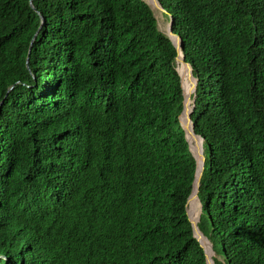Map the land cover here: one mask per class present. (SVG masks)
<instances>
[{
	"label": "trees",
	"instance_id": "1",
	"mask_svg": "<svg viewBox=\"0 0 264 264\" xmlns=\"http://www.w3.org/2000/svg\"><path fill=\"white\" fill-rule=\"evenodd\" d=\"M159 1L195 22L207 165L235 157L203 176L200 228L227 263L264 264V128L242 112L264 109V0ZM170 42L142 0H0V253L29 257L31 227L59 226L76 264H206Z\"/></svg>",
	"mask_w": 264,
	"mask_h": 264
},
{
	"label": "water",
	"instance_id": "2",
	"mask_svg": "<svg viewBox=\"0 0 264 264\" xmlns=\"http://www.w3.org/2000/svg\"><path fill=\"white\" fill-rule=\"evenodd\" d=\"M146 3L150 4L153 8H155V10L157 12L162 13L164 11L161 3H159V0H155L154 3H151V1L148 0ZM30 4L32 5V3H30ZM32 8H33V6H32ZM155 10H153V11H155ZM155 20L157 22V25L159 26L160 19L158 17H155ZM43 21H44V19H43ZM171 35L172 34L170 31L166 34L167 37H170L172 39L171 43L173 44V46L177 49H184V48H179V46H182V45H178V43H176V40H175L176 37L174 35H172L173 36L172 37ZM31 47H32V45H31ZM30 50H31V48H30ZM177 58H180L181 61H179ZM28 61H29V59L27 58V60H26L27 65H28ZM176 65H177V67H176L177 73H179V75H180L179 77L181 79V86H182V91H183L182 96L185 97V95H186L185 94V92H186L185 80L187 78L192 80L193 75H194L193 74V68L189 67L188 63L185 61V55H183V54H178V56L176 57ZM180 67L181 68L186 67L189 70L187 76H185V77L183 76ZM196 86H197V82H194L193 88H195ZM2 104H3V102L0 103V106ZM185 108H186V97H185V102H184V111L180 116V118H181L180 123L183 125L182 127H183V130L185 131L186 139L189 143V149H190L189 152H191L192 155H195V154L200 152L199 151L200 146L196 142H194L195 144L193 146L191 141L193 138H196L198 136L195 134V131L193 130V127L191 126L193 124L191 119L188 120V123L183 120ZM188 116H190L189 118H191V113ZM200 140H204V139L200 138ZM196 157H197V155H196ZM199 163H200V161H198V164ZM200 179H202V172L197 169L196 173H195L194 181L192 184V192H191V195H190V197L187 201V204L185 206H186V210H187L188 219L192 225L194 237L198 240V242L201 244V247L204 249L205 256H206V258H205L206 263L207 264H215V260H212V258L215 257V252L213 250V246L210 243V241L208 240V238L202 234V232L199 230V227H198V224L200 222V216L202 215V212H203L202 202L200 201V199L198 197V193H199V190H200V187L202 184V180H200ZM195 197H196V201H198V203L195 205L197 207L199 206V210H200V212H199L200 216L199 217L193 216L196 206L193 205V207H192L191 205L193 204ZM191 207H192V214L190 213ZM58 227L59 226H56V227L51 228V229H47L45 232H40V227H36V226L31 227L32 231H33L34 238H33L32 244L28 246V250H29L31 256L28 257V258H30V260H28L26 262L27 264H29V263L30 264H40V262H38L37 260L41 261L45 256H49L51 258L50 254L55 253V252H57L58 254L56 256H53L50 261H46L45 264H76V262H73V260L70 258L69 255L66 257L60 256V253L62 251L70 252V248L66 243H64V236H65L64 230L62 228H60V227L58 228ZM101 244L102 243L94 242V246H99ZM24 258H26V257H24ZM247 258H249V257L244 256L243 259L246 260ZM23 261L24 260H22V264H26ZM14 264H16V263H14Z\"/></svg>",
	"mask_w": 264,
	"mask_h": 264
},
{
	"label": "clouds",
	"instance_id": "3",
	"mask_svg": "<svg viewBox=\"0 0 264 264\" xmlns=\"http://www.w3.org/2000/svg\"><path fill=\"white\" fill-rule=\"evenodd\" d=\"M160 2V1H159ZM162 5V4H161ZM163 7V6H162ZM163 10L164 11H166V9L163 7ZM163 11V12H164ZM163 12H162V14H163ZM160 15L161 13L160 12H157V15ZM169 16H173V17H171V18H169V19H175V23H174V25H169V22L167 21V18L169 17ZM156 17H158L160 20L161 19H163V18H166V20H165V29L163 30L164 32H162L160 29H159V27H160V24H159V26H158V29L163 33V34H167L169 31H172L171 32V34L172 35H174L175 37H176V39H180L181 41H180V43H178L179 41H177L176 39V43H178V45H182V46H179V48H184V50L183 51H185V47H184V45H185V41L187 42V41H189L191 38H192V35H193V29H194V26H195V22H194V19L192 18V16H180V15H178V14H175V13H172V12H170V11H168V13L167 14H163L161 17H159V16H156ZM176 17V18H175ZM170 26H176L177 27V29L179 30V34H177V33H175L174 32V30L175 29H170L169 27ZM171 35V36H172ZM173 37V36H172ZM168 39L170 38V37H167ZM171 42H172V40H171ZM170 42V43H171ZM173 45V44H172ZM175 48V47H174ZM175 50L177 51V48H175ZM179 50H181V49H179ZM178 56V54L176 55V57ZM258 60V58H254L253 60ZM175 61H176V59H175ZM185 61H186V58H185ZM187 62V61H186ZM193 74H194V68H193ZM252 77H256V75H258V73L256 72V71H252ZM256 79H258V78H256ZM197 82V81H196ZM198 82H199V80H198ZM197 82V83H198ZM259 85H257V88H256V90L253 92L252 91V89H251V87H249V89L246 91L247 92V95H250V94H254V93H256V92H258V91H261L262 89H259ZM181 88H182V86H181ZM199 90V89H198ZM197 90V91H198ZM182 93H183V91H182ZM183 97V96H182ZM191 101H192V104H194V103H196V97L194 96V94L192 93V95H191ZM184 102H185V97H184V101H183V105H184ZM183 111H184V108H183ZM183 111H182V113H183ZM243 115H247L249 118H250V124H251V127L253 128V129H255V128H264V109H262L258 114H251L250 112H248V111H246V110H244L243 109ZM181 113V114H182ZM184 114H185V112H184ZM181 116V115H180ZM190 116H188V120L189 119H191V118H189ZM242 118V116L240 117V119ZM179 120L181 121V118L179 117ZM188 123V122H187ZM192 123L194 124V122L192 121ZM68 130L69 129H66V130H64V133H67L68 132ZM195 134L198 136V134L196 133V131H195ZM185 137H186V135H185ZM199 138H201V139H204V140H206L203 136H201V137H199ZM187 140V139H186ZM188 142V141H187ZM194 144L195 143H192V145L194 146ZM198 144V143H197ZM188 145H189V143H188ZM199 146H200V152L199 153H197V154H195V155H192V153H191V155H192V157H193V159L195 160V162H196V170L198 169V170H200L201 172H202V179H203V176H204V174L206 173V172H209L210 170H212V169H214V168H217V167H219L220 166V164H225V165H229L230 163H231V161L235 158V157H229V156H224V155H222V156H216V155H212V160H214L215 159V161L213 162V165L212 166H210V165H207V160H208V158H207V147H210V145H208V143H204V148H203V146H201L200 144H198ZM190 150V149H189ZM188 150V151H189ZM211 154V153H210ZM196 155H197V157H196ZM217 158H219V161H218V159ZM198 161H200V163L198 164ZM195 173H196V171H195ZM194 177H195V175H194ZM201 179V180H202ZM199 192H200V190H199ZM198 197H199V193H198ZM189 199V198H188ZM199 199H200V197H199ZM200 201H201V199H200ZM202 202V201H201ZM186 205V204H185ZM204 208V207H203ZM187 211V210H186ZM204 212H202V214H203ZM202 216V215H201ZM201 216H200V222H201ZM200 222H199V224H198V227H199V230L202 232V234L205 236V237H207L204 233H203V231H202V229L200 228ZM194 235V234H193ZM195 238V237H194ZM208 238V237H207ZM196 239V238H195ZM197 240V239H196ZM208 240L210 241V243L212 244V246H213V250H214V252H215V257H213L212 258V260H215V264H229V263H227L226 262V260L224 259V257L220 254V253H217L216 252V250H215V248H214V244L212 243V241L208 238ZM198 241V240H197ZM200 244V243H199ZM200 247H201V244H200ZM7 248L10 250V253H0V259H2L4 262H5V264H8V263H10L9 261H11V260H13V259H15V258H17L18 256H19V254H17V253H15L14 252V250L12 249V245L9 243L8 244V246H7ZM202 248V247H201ZM203 249V248H202ZM244 249L246 250V246L244 247ZM203 251H204V249H203ZM205 253V252H204ZM236 253V252H235ZM236 255H237V257L238 258H240V259H242V260H244L243 259V257H241V256H239L237 253H236ZM20 257V256H19ZM26 258H24V256H21L20 258H19V261H14L16 264H18V263H21L22 264V260H24L23 262L24 263H26L28 260H30V258H28V256H25ZM219 258V259H218ZM205 259V258H204ZM219 260H221L222 262L220 263L219 262ZM245 261V263L247 262L246 260H244ZM27 264V263H26ZM30 264V263H29ZM41 264V263H40ZM207 264V263H206Z\"/></svg>",
	"mask_w": 264,
	"mask_h": 264
},
{
	"label": "bare ground",
	"instance_id": "4",
	"mask_svg": "<svg viewBox=\"0 0 264 264\" xmlns=\"http://www.w3.org/2000/svg\"><path fill=\"white\" fill-rule=\"evenodd\" d=\"M152 11H153V9H155V8H151L144 0H142ZM151 1V3H154L155 2V0H150ZM160 3V2H159ZM168 12L167 11H164L163 12V14H167ZM153 15H154V17H155V14H154V11H153ZM172 16H169L168 17V19L169 18H171ZM169 25H173V19H169ZM174 27V26H173ZM173 27L172 26H170V29H173ZM170 32H172V31H170ZM169 40L171 41L172 39L171 38H169ZM177 41H179L178 43H180V39L178 38V39H176ZM177 54H183L184 55V51H183V49H181V50H179V49H177ZM178 60H180V58H177ZM181 61V60H180ZM189 65V64H188ZM189 67L190 68H192V66H190L189 65ZM188 72H189V70L185 67L184 69H183V71H182V74H183V76L185 77V76H187V74H188ZM180 76V75H179ZM187 78V77H186ZM188 80H190L189 78H187ZM186 79V80H187ZM194 82H196L195 80H194V76H193V78H192V80H190V81H188V83L190 84V87H191V89H192V91H193V93H195V90H196V88H197V86L195 87V88H193V84H194ZM113 89H114V87H113ZM185 89H186V92H185V97H186V108H185V114H184V117H183V120L185 121V122H188V115H190V113L192 114H194V112L192 111V108H191V105H192V101H191V90L188 92V90H187V82L185 81ZM113 96V95H112ZM213 103H215V100L213 101ZM216 105V104H215ZM216 107V106H215ZM194 116H195V114H194ZM191 121H192V119H191ZM183 126V125H182ZM192 127H193V130H194V125L192 124L191 125ZM199 139V138H198ZM200 141V140H199ZM200 143L202 144V142L200 141ZM60 174V173H59ZM195 203L197 204L198 203V201H196V197L194 198V201H193V204L191 205L192 207H193V205H195ZM203 204V203H202ZM192 207H191V213H192ZM197 208V207H196ZM194 209V208H193ZM196 214V213H195ZM193 216H196V215H194L193 214ZM15 261V260H14ZM14 263V262H13Z\"/></svg>",
	"mask_w": 264,
	"mask_h": 264
},
{
	"label": "rangeland",
	"instance_id": "5",
	"mask_svg": "<svg viewBox=\"0 0 264 264\" xmlns=\"http://www.w3.org/2000/svg\"><path fill=\"white\" fill-rule=\"evenodd\" d=\"M145 2H147L148 0H144ZM151 8H152V6L150 5V4H148ZM153 10H155V9H153ZM154 14H155V17L156 16H159V17H161L163 14L161 13L160 15L158 14L157 15V11L155 10L154 11ZM165 20H166V18H163V19H161L160 20V22H159V24H160V27H159V29L162 31V32H164L163 30L165 29ZM167 21H169V19L167 18ZM170 28V27H169ZM180 61V60H179ZM181 68V67H180ZM183 69L184 68H181V71H183ZM186 82H187V90H188V92L191 90V94L193 93V91H192V89H191V87H190V84L188 83V81H190V80H185ZM192 143H194V142H196V143H198V144H200L201 146H203V148H204V145L203 144H201L200 143V141H199V139H198V137H196V138H193L192 139V141H191ZM209 157H210V155H209V152H208V154H207V158L209 159ZM196 204V203H195ZM196 206V205H195ZM197 207V206H196ZM200 210H199V206L197 207V208H195V211H194V215H196V217H199L200 216ZM190 213H191V208H190ZM196 213V214H195ZM192 214V213H191ZM219 259V258H218ZM219 262L221 263L222 261L221 260H219Z\"/></svg>",
	"mask_w": 264,
	"mask_h": 264
}]
</instances>
